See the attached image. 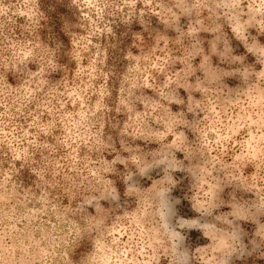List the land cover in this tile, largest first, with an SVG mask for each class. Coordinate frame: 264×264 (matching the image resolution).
Instances as JSON below:
<instances>
[{"label": "rangeland", "instance_id": "obj_1", "mask_svg": "<svg viewBox=\"0 0 264 264\" xmlns=\"http://www.w3.org/2000/svg\"><path fill=\"white\" fill-rule=\"evenodd\" d=\"M0 264H264V0H0Z\"/></svg>", "mask_w": 264, "mask_h": 264}, {"label": "snow or ice", "instance_id": "obj_2", "mask_svg": "<svg viewBox=\"0 0 264 264\" xmlns=\"http://www.w3.org/2000/svg\"><path fill=\"white\" fill-rule=\"evenodd\" d=\"M234 55H235L234 52H230V53H228V56H229L230 58H231L232 56H234ZM249 55H252V52H251V51H245L244 56H243V57H239V59L243 60L244 57L249 56Z\"/></svg>", "mask_w": 264, "mask_h": 264}]
</instances>
